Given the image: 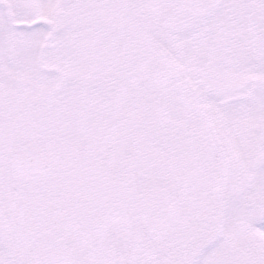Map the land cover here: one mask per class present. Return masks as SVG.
Listing matches in <instances>:
<instances>
[{
	"label": "snow or ice",
	"instance_id": "obj_1",
	"mask_svg": "<svg viewBox=\"0 0 264 264\" xmlns=\"http://www.w3.org/2000/svg\"><path fill=\"white\" fill-rule=\"evenodd\" d=\"M0 264H264V0H0Z\"/></svg>",
	"mask_w": 264,
	"mask_h": 264
}]
</instances>
